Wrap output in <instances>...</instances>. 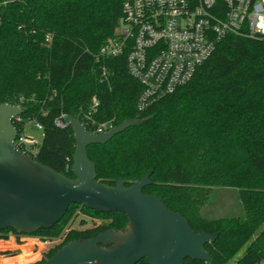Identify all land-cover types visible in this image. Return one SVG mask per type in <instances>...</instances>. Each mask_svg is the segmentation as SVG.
<instances>
[{
    "label": "trees",
    "instance_id": "1",
    "mask_svg": "<svg viewBox=\"0 0 264 264\" xmlns=\"http://www.w3.org/2000/svg\"><path fill=\"white\" fill-rule=\"evenodd\" d=\"M122 2L0 0V104L21 105L24 123L42 126V143L31 158L68 178H74L75 139L56 120L74 115L93 131L85 115L94 99L96 122L112 119L116 127L148 119L105 145L87 148L96 181L113 186L123 180L129 187L151 172L153 184L145 194L180 213L195 232L219 235L206 245L213 264H264V40L227 36L188 85L139 112L141 86L128 76L125 55L99 56L121 20ZM24 123L16 125L19 133ZM213 188L238 190L244 216L205 218L202 209ZM79 215L86 218L74 228ZM87 219L103 223L86 227ZM127 224L123 214L73 204L52 228L32 235L10 228L0 232V242L11 235L63 239L35 263L43 264L70 242Z\"/></svg>",
    "mask_w": 264,
    "mask_h": 264
},
{
    "label": "water",
    "instance_id": "2",
    "mask_svg": "<svg viewBox=\"0 0 264 264\" xmlns=\"http://www.w3.org/2000/svg\"><path fill=\"white\" fill-rule=\"evenodd\" d=\"M21 105L0 104V232L10 228L32 235L58 224L73 204L98 213L127 217L124 230H108L87 240L70 242L43 264H183L186 259L213 264L206 245L218 234L195 232L186 219L157 197L143 192L153 184L152 173L127 187L123 180L107 186L96 181L95 164L87 148L105 145L148 119H128L108 132L94 133L74 115L66 123L75 139L72 174L56 172L14 146V119Z\"/></svg>",
    "mask_w": 264,
    "mask_h": 264
},
{
    "label": "built area",
    "instance_id": "3",
    "mask_svg": "<svg viewBox=\"0 0 264 264\" xmlns=\"http://www.w3.org/2000/svg\"><path fill=\"white\" fill-rule=\"evenodd\" d=\"M229 35L264 40V0H123L121 20L99 56L125 55L128 76L141 86L137 109L144 112L188 85ZM97 106L94 99L85 115L87 124L91 132H108L114 128L113 120L96 122L92 114ZM23 123L22 115L14 119L15 127ZM28 123L32 122L24 123L14 146L33 157L39 144L26 132ZM55 125L69 127L66 117ZM35 127L43 136L42 126L35 123Z\"/></svg>",
    "mask_w": 264,
    "mask_h": 264
},
{
    "label": "rangeland",
    "instance_id": "4",
    "mask_svg": "<svg viewBox=\"0 0 264 264\" xmlns=\"http://www.w3.org/2000/svg\"><path fill=\"white\" fill-rule=\"evenodd\" d=\"M26 132L37 140L39 146L41 145L42 134L35 127V123H28ZM37 150L38 148L34 151ZM202 215L207 219L243 217L244 212L240 203L239 191L232 188H213L208 205L202 209ZM84 218L86 217L79 215L73 227L79 228L78 222ZM92 223L99 225L103 223V220L87 219L86 227H91ZM12 237L15 236L11 235L10 238ZM15 239L16 245L13 243L3 246V250L0 252V264H18L17 261L21 258L22 253L27 255L22 264H35L40 262L50 249L58 245L57 240L43 242L38 238L25 236L15 237ZM243 251L244 249L240 251L239 255Z\"/></svg>",
    "mask_w": 264,
    "mask_h": 264
},
{
    "label": "crops",
    "instance_id": "5",
    "mask_svg": "<svg viewBox=\"0 0 264 264\" xmlns=\"http://www.w3.org/2000/svg\"><path fill=\"white\" fill-rule=\"evenodd\" d=\"M13 243L16 245V239H15V237L10 238L8 241H2V242H0V244H1L0 252H1V250H3V246L4 245H12Z\"/></svg>",
    "mask_w": 264,
    "mask_h": 264
}]
</instances>
